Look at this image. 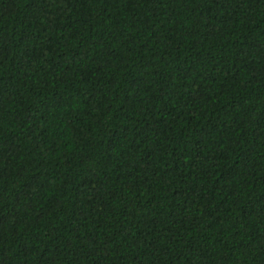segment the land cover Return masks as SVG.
Listing matches in <instances>:
<instances>
[{
    "label": "trees",
    "instance_id": "obj_1",
    "mask_svg": "<svg viewBox=\"0 0 264 264\" xmlns=\"http://www.w3.org/2000/svg\"><path fill=\"white\" fill-rule=\"evenodd\" d=\"M0 264H264V0H0Z\"/></svg>",
    "mask_w": 264,
    "mask_h": 264
}]
</instances>
